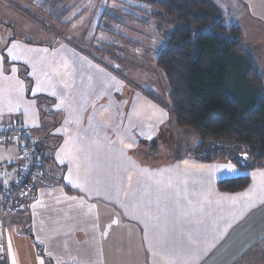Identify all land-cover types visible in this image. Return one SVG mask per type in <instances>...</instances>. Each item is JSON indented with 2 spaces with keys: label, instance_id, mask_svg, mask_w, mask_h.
Listing matches in <instances>:
<instances>
[{
  "label": "crops",
  "instance_id": "1",
  "mask_svg": "<svg viewBox=\"0 0 264 264\" xmlns=\"http://www.w3.org/2000/svg\"><path fill=\"white\" fill-rule=\"evenodd\" d=\"M21 41L0 49V126L28 129L43 167L6 213L7 264H264V168L195 158L199 137L177 125L167 84L161 100L97 56ZM163 126L182 136L168 153ZM23 165L18 141H0V206ZM245 173V189L218 188Z\"/></svg>",
  "mask_w": 264,
  "mask_h": 264
},
{
  "label": "trees",
  "instance_id": "2",
  "mask_svg": "<svg viewBox=\"0 0 264 264\" xmlns=\"http://www.w3.org/2000/svg\"><path fill=\"white\" fill-rule=\"evenodd\" d=\"M143 1L156 14L183 23L170 32L156 65L165 77L177 125L199 137L195 158L223 156L242 169L264 168V71L241 44L240 28L225 24L215 0ZM42 167L41 153L39 174ZM249 183L245 173L217 185L240 191Z\"/></svg>",
  "mask_w": 264,
  "mask_h": 264
},
{
  "label": "rangeland",
  "instance_id": "3",
  "mask_svg": "<svg viewBox=\"0 0 264 264\" xmlns=\"http://www.w3.org/2000/svg\"><path fill=\"white\" fill-rule=\"evenodd\" d=\"M73 1L77 21L71 26L67 19L69 8L74 11ZM215 2L221 8L225 24L240 28L241 44L253 52L264 71V26L260 24L264 23V0ZM155 12L156 8L143 0H0V49L3 51L13 38L23 40L24 46L49 47V51L52 46L68 44L84 56L108 61L131 77L132 84L167 100L161 89L166 84L165 77L156 65V57L170 32L183 23ZM97 43L103 54H98ZM165 127L157 129V137L163 132L170 140H159L163 143L159 153L170 152L182 139L180 129ZM152 137L150 134L149 138ZM111 246L110 242L105 243L109 260Z\"/></svg>",
  "mask_w": 264,
  "mask_h": 264
},
{
  "label": "built area",
  "instance_id": "4",
  "mask_svg": "<svg viewBox=\"0 0 264 264\" xmlns=\"http://www.w3.org/2000/svg\"><path fill=\"white\" fill-rule=\"evenodd\" d=\"M17 140L20 155L24 160L21 173L8 195L1 196L0 206V264H7V244L4 238L5 216L14 212L20 198L33 193L39 174L41 152L28 129L20 124L0 126V141Z\"/></svg>",
  "mask_w": 264,
  "mask_h": 264
},
{
  "label": "snow or ice",
  "instance_id": "5",
  "mask_svg": "<svg viewBox=\"0 0 264 264\" xmlns=\"http://www.w3.org/2000/svg\"><path fill=\"white\" fill-rule=\"evenodd\" d=\"M17 57H13V59H16ZM220 168V170L227 172V173H232L235 172L236 169L231 166V165H223V166H218ZM261 175H264V173H262Z\"/></svg>",
  "mask_w": 264,
  "mask_h": 264
}]
</instances>
